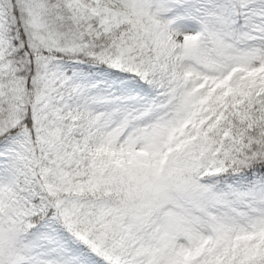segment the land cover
Here are the masks:
<instances>
[{"label": "snow or ice", "instance_id": "1", "mask_svg": "<svg viewBox=\"0 0 264 264\" xmlns=\"http://www.w3.org/2000/svg\"><path fill=\"white\" fill-rule=\"evenodd\" d=\"M0 264H264V0H0Z\"/></svg>", "mask_w": 264, "mask_h": 264}]
</instances>
